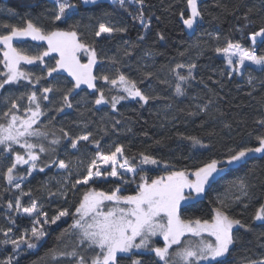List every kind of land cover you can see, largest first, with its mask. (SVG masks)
<instances>
[{
	"label": "snow or ice",
	"instance_id": "obj_1",
	"mask_svg": "<svg viewBox=\"0 0 264 264\" xmlns=\"http://www.w3.org/2000/svg\"><path fill=\"white\" fill-rule=\"evenodd\" d=\"M79 3L96 5L97 0H79ZM112 3L145 30L150 29L151 17L145 15L146 0H112ZM54 5L51 28L41 22V17L31 18L30 12L26 13L22 25L0 24V65L3 66L0 71V105H3L0 111V162H9L0 172V179L4 181L0 199L8 195L0 205L3 208L0 214L9 225L0 227L3 235L0 246L7 249L11 245V254L0 258V264H18L22 254L37 249L44 242L50 226L68 217L72 223L61 231L56 237L57 245L46 253L54 264H123L124 261L129 264H230L229 257L238 243V233L241 230L256 231L252 224L230 215L229 209L233 203H243L250 196L252 185L246 178L248 166L258 156L264 159V132L254 135L255 145L241 140L219 154L200 137L177 133L193 147L209 153L207 158L189 169L187 166L179 168L146 151L129 155L121 143L114 142L105 151L102 138L98 139L93 131L73 135L63 125L57 126V118L68 110L76 109L83 118L93 109L103 112L108 108L112 113H118L117 106L122 101H135L143 107L162 97L146 94L139 87L154 73L144 72L142 78L136 80L121 70L119 59L98 54L95 41L88 42L81 21L75 19L79 15L78 3L54 0ZM128 5L138 7L130 11ZM240 7L245 8L242 15L245 24L237 31L245 35L250 46L227 40L226 46L216 47L215 52L223 56L229 79L239 76L254 86L257 77L253 73L264 75V0H258V4L237 5L229 14L235 16ZM257 18L261 21L258 25ZM179 19L185 28L195 32L204 19L198 0H186V9L179 12ZM61 24L65 27H60ZM245 28L250 30L244 33ZM127 31L126 26L111 21L98 22L93 35L97 40H109ZM208 35L217 41L220 39L219 33ZM157 36L161 41L165 39L163 34L157 33ZM138 40L144 41L145 36H139ZM28 41H43L47 47L32 54L26 47L19 46ZM124 43L127 45L123 52L126 57H131L132 50L140 47L138 43ZM81 54L87 58L86 62L82 61ZM145 55L152 53L146 51ZM46 58L54 63H49ZM24 66H37L41 74L36 75ZM196 68L195 63H177L171 69L177 81L176 97L186 95L184 85L192 86ZM182 69H186V74L180 71ZM65 73L71 78V87L60 84L61 78L66 79ZM159 83L171 86L168 80ZM260 83L264 84V80ZM82 86L91 90L86 95L94 98L90 101L93 108L87 107L89 101L85 97L76 100L85 90ZM19 87L26 91L16 94L14 89ZM213 103L209 97L203 105L196 107L206 113ZM81 105L84 111L79 110ZM103 120L101 117L99 131L107 135L108 128ZM92 123L90 119H82L78 126L88 129ZM121 123L120 119L112 118L113 133L120 131ZM254 123L264 129V116ZM225 127L230 129L231 125L225 124ZM249 136L253 134L249 133ZM82 149L92 153L87 162L82 158ZM145 166L160 168L163 174L152 178ZM53 168L57 170L58 178L50 177L41 187L47 191L49 202L62 199L69 206L58 207L55 214L49 216L44 204L33 197L31 188L25 190L24 185L30 183L29 178L34 174L47 175ZM240 169L246 170L244 176L227 181L223 194L216 196L210 219L184 215L189 208L206 199L219 181ZM52 180L57 184L55 191L50 187ZM103 184L110 187L96 186ZM81 191L78 202L72 205L69 193L75 195ZM25 197L28 198L27 205ZM19 218L28 219L31 227L16 235L14 228ZM252 219L254 223L259 222L257 227L264 229V204L259 206ZM156 237L162 238V246L154 241ZM65 238H69L70 243H65ZM260 238H264V231L259 233ZM146 254L150 260L143 258ZM246 264H264V254L247 260Z\"/></svg>",
	"mask_w": 264,
	"mask_h": 264
},
{
	"label": "trees",
	"instance_id": "obj_2",
	"mask_svg": "<svg viewBox=\"0 0 264 264\" xmlns=\"http://www.w3.org/2000/svg\"><path fill=\"white\" fill-rule=\"evenodd\" d=\"M73 2L79 4V15L75 19L81 21L88 42L95 41L98 54L103 57L119 59L122 62L121 70L136 80H140L144 72L154 73L150 80L139 84V87L146 94L162 98L152 100L143 107L135 101H122L117 106L118 113H112L108 108H105L103 112L93 109V111L87 112L83 118L79 116L76 109L68 110L66 114L57 118V126L63 125L73 135H78L85 130L93 131L98 139L102 138L101 144L105 151H108L114 142L121 143L125 145L129 155L146 151L179 168L187 166L189 169L207 158L209 153L207 150L193 147L189 141L181 139L177 133L200 137L205 143H210L213 146L212 151L217 154L241 140L255 145L254 135L264 132V129H260L254 123L257 118L264 116V84L260 83L261 80H264V75L259 72L253 73L257 77L254 86L249 85L246 78L239 76L229 79L226 74L228 70L225 60L215 52V48L225 47L227 40L234 43L239 42L245 47L250 46V41L245 38V35L237 31L245 24L242 19L245 8L240 7L235 16L229 13L237 5L258 4V0H199L198 6L204 19L200 22V27L191 33L186 30L179 19V12L186 9V0H146L145 15L151 17L149 30H145L141 24L133 21L118 5L112 2L101 1L97 2L96 5H83L79 3V0H73ZM128 6L130 11H135L138 7L135 5ZM54 7V0H0V24L22 25L26 13L30 12L31 18L39 16L41 22L51 28L53 25L50 23V19ZM9 9L12 11L9 12ZM106 13L107 15H105ZM238 16L241 18L237 19ZM108 21L118 26H126L128 31L117 34L109 40H97L93 35L95 26L98 22ZM260 23V19L257 18L256 24ZM60 27H65V25L61 24ZM249 30L245 28L244 33ZM157 33L163 34L165 39L159 40ZM208 33H219L220 39L217 41ZM141 35L145 36L144 41L138 40ZM125 41L140 44L139 48L132 50L131 57H126L123 54L127 47ZM19 46L26 47L30 53L35 54L46 48L47 44L28 41ZM146 51H151L152 55L146 56ZM180 53H184V55H180ZM46 60L49 63H54L49 58ZM177 63H195L197 65L194 70L196 80L191 82V87L184 85L187 92L183 97L174 95L177 81L171 69ZM24 67L36 75L41 74L37 66ZM2 70L3 66L0 65V71ZM180 71L186 74V69ZM64 77L66 79L61 78L60 84L63 87H71V78L67 77L66 73ZM160 80L170 81L171 86L159 83ZM82 88L85 90L80 92V96H77L76 100L85 97L89 101L87 107L93 108L90 101L94 98L86 95L91 90H88L86 86H82ZM14 91L19 94L26 89L19 87ZM209 97L214 103L206 113L200 112L196 106L198 104L203 105ZM169 105L170 107H168ZM2 110L3 105H0V111ZM79 110L84 111L83 105ZM105 112L108 113L107 116H105ZM190 113L198 114L190 115ZM101 117H104L103 123L108 128L107 135L99 131ZM113 117L122 122L118 133H113L111 130ZM82 119H90L94 123L90 124L88 129H82L78 126ZM225 124H230L231 128H226ZM128 128H131L132 131H127ZM249 133H252L253 136L250 137ZM156 141H161V143L157 144ZM82 154V158L86 162L92 155L85 149H82ZM61 158L67 159L64 156ZM8 163V161L0 162V172L6 168ZM145 167L148 170V175L152 178L163 174L160 168L155 166ZM248 170L249 175L246 178L252 185L250 196L243 203H233L229 209V214L242 219L246 224H252L256 231L244 232L241 230L238 233L239 240L229 257L230 264H246L247 260L257 259L264 254V247H261V244H264V238L258 239L259 233L264 229L257 227L259 222L254 223L252 219L259 206L264 204V159L258 156L249 164ZM245 171V169H240L219 181L206 199L189 208L184 215L210 219L216 196L223 194L227 181L235 179L237 176H244ZM52 176L58 178L55 168L49 171L47 175L34 174L33 177L29 178L30 183L26 182L24 185L25 190L31 188L33 197L44 204L49 216L54 215L58 207L69 206L62 199L49 202L47 191L41 186L49 181ZM3 186L4 181L0 179V192H2ZM96 186L101 189L110 187L108 184ZM50 187L55 191L57 187L55 180L50 181ZM81 195L82 191L75 195L69 193L71 204L74 205L78 202ZM7 198L8 195L5 194L3 199H0V205ZM24 203L27 205V197L24 198ZM245 204L248 206L245 207ZM2 212L3 208H0V213ZM71 223L72 219L68 217L63 222L50 226L44 242L37 249L22 254L18 259V264H54L46 257V253L50 248L57 245L56 237ZM8 226V221L0 214V227L6 228ZM30 227L31 222L28 219L19 218L14 232L19 235ZM0 239H3L2 233H0ZM65 243H70L69 238H65ZM156 243L162 246V242L156 241ZM59 247L62 248L63 245H59ZM10 254L11 245L7 246V249L0 246V258ZM143 258L145 260L151 259L147 254ZM123 264H129V262L124 261Z\"/></svg>",
	"mask_w": 264,
	"mask_h": 264
},
{
	"label": "rangeland",
	"instance_id": "obj_3",
	"mask_svg": "<svg viewBox=\"0 0 264 264\" xmlns=\"http://www.w3.org/2000/svg\"><path fill=\"white\" fill-rule=\"evenodd\" d=\"M100 1H103V2H112V0H97V2H100ZM199 1V0H198ZM186 30L189 32L190 31V33L191 32H193L192 30H188L187 28H186ZM40 42H43V41H40ZM44 43H46V42H44ZM220 57H222L223 58V56L220 54ZM84 58V59H83ZM81 59H82V61L83 62H86V57L83 55V54H81ZM224 59V58H223ZM154 241L156 242V241H160V242H162V244H163V241H162V238H160V237H156V238H154Z\"/></svg>",
	"mask_w": 264,
	"mask_h": 264
},
{
	"label": "crops",
	"instance_id": "obj_4",
	"mask_svg": "<svg viewBox=\"0 0 264 264\" xmlns=\"http://www.w3.org/2000/svg\"><path fill=\"white\" fill-rule=\"evenodd\" d=\"M101 2V1H100ZM190 32V31H189Z\"/></svg>",
	"mask_w": 264,
	"mask_h": 264
}]
</instances>
